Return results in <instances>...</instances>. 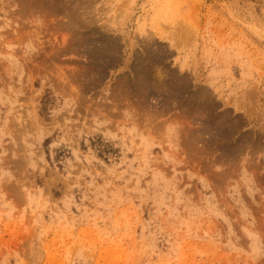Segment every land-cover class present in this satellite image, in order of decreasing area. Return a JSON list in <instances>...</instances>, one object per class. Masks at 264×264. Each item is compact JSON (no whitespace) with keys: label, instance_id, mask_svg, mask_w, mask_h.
I'll return each instance as SVG.
<instances>
[{"label":"rangeland","instance_id":"374dc122","mask_svg":"<svg viewBox=\"0 0 264 264\" xmlns=\"http://www.w3.org/2000/svg\"><path fill=\"white\" fill-rule=\"evenodd\" d=\"M0 264H264V0H0Z\"/></svg>","mask_w":264,"mask_h":264},{"label":"bare ground","instance_id":"6f19581e","mask_svg":"<svg viewBox=\"0 0 264 264\" xmlns=\"http://www.w3.org/2000/svg\"><path fill=\"white\" fill-rule=\"evenodd\" d=\"M67 1V0H66ZM73 1V0H72ZM73 3V2H72ZM48 4V3H47ZM79 5V4H78ZM35 7V6H34ZM85 7V6H84ZM68 8H70L69 6H68ZM52 10V9H51ZM74 10V9H73ZM77 11V10H76ZM49 12V11H48ZM74 13H76L75 11H74ZM59 14V13H58ZM48 15V14H47ZM71 15V14H70ZM58 16V15H57ZM67 17V16H66ZM73 17H76V16H73ZM68 18V17H67ZM70 19V18H69ZM71 20V19H70ZM75 20V19H74ZM92 21V20H91ZM71 22V21H70ZM75 23V22H74ZM71 26V25H70ZM73 28V27H72Z\"/></svg>","mask_w":264,"mask_h":264}]
</instances>
